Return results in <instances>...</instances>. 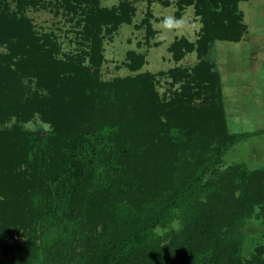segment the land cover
<instances>
[{
    "label": "trees",
    "instance_id": "obj_1",
    "mask_svg": "<svg viewBox=\"0 0 264 264\" xmlns=\"http://www.w3.org/2000/svg\"><path fill=\"white\" fill-rule=\"evenodd\" d=\"M14 1L11 10L0 0V241L22 233L35 251L69 245L84 236L88 209L104 203L103 239L86 264H245L242 230L264 222V166L221 165L259 133L230 132L221 74L204 57L215 42L247 33L238 6L248 0L178 1L177 16L193 6L202 29L196 45L181 39L169 51L176 61L194 50L203 59L169 72L172 86L181 83L170 99L149 73L101 78L103 37L132 23L130 0L111 9L101 0H55L82 28L84 48L64 58L27 16L52 3ZM152 16L143 21L148 36ZM128 59L132 72L145 64L135 53ZM36 116L50 126L46 136L3 127Z\"/></svg>",
    "mask_w": 264,
    "mask_h": 264
},
{
    "label": "rangeland",
    "instance_id": "obj_2",
    "mask_svg": "<svg viewBox=\"0 0 264 264\" xmlns=\"http://www.w3.org/2000/svg\"><path fill=\"white\" fill-rule=\"evenodd\" d=\"M47 8L30 7L27 16L31 19L39 35H51L60 47V58L76 55L84 48L78 32L82 30L73 15L56 9L55 0ZM122 0H101V7L111 9ZM136 7L131 24H123L111 35L103 37L104 61L101 78L106 82L134 77L139 73H149L154 77L156 90L170 99L172 92L180 90L181 83L175 84L169 72L175 68L192 71L203 58L198 53H188L176 61L169 51L174 42L187 39L196 45L202 22L196 16L193 6L185 8L181 15L191 22V27L183 33L162 34L159 21L166 14L177 16L179 0H130ZM10 9L16 8L14 0H8ZM151 11L150 23L153 34L148 36V28L143 24ZM238 11L247 33L238 42H215L204 59L215 63L222 77L225 109L231 133H259L232 147L223 158L221 169L234 164L244 163L250 170L264 166V0L241 2ZM85 50V49H84ZM131 53L145 58L144 66L136 72L126 66ZM21 126L23 129L46 136L50 126L36 116L28 123L10 120L3 127ZM263 131V133H261ZM123 202L124 199L119 198ZM106 204L88 209L84 236L69 245L45 244L47 251H35L34 242L29 235L19 234L0 241V264H86L90 261L89 249L93 243L102 240L98 236L108 221ZM106 210V211H105ZM74 210L72 211V215ZM180 223L172 224L170 230L177 231ZM242 256L245 264H264V222L249 220L243 230ZM163 234L164 231L160 230ZM97 235V236H94ZM37 240L36 245H41ZM35 245V246H36ZM46 252V255L45 253Z\"/></svg>",
    "mask_w": 264,
    "mask_h": 264
},
{
    "label": "clouds",
    "instance_id": "obj_3",
    "mask_svg": "<svg viewBox=\"0 0 264 264\" xmlns=\"http://www.w3.org/2000/svg\"><path fill=\"white\" fill-rule=\"evenodd\" d=\"M191 26V22L184 15L176 16L174 14H166L159 21L160 31L165 35L169 33H183Z\"/></svg>",
    "mask_w": 264,
    "mask_h": 264
}]
</instances>
